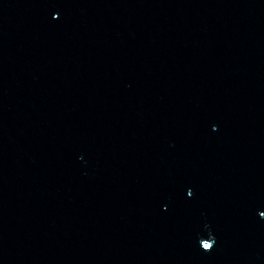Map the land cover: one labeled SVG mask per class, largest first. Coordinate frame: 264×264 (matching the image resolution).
<instances>
[{"label": "water", "instance_id": "obj_1", "mask_svg": "<svg viewBox=\"0 0 264 264\" xmlns=\"http://www.w3.org/2000/svg\"><path fill=\"white\" fill-rule=\"evenodd\" d=\"M0 264H264V0H0Z\"/></svg>", "mask_w": 264, "mask_h": 264}]
</instances>
